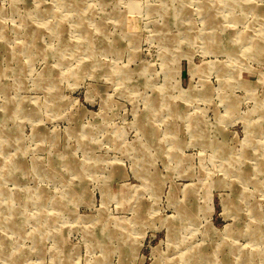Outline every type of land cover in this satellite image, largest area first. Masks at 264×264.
Wrapping results in <instances>:
<instances>
[{"label":"rangeland","instance_id":"obj_1","mask_svg":"<svg viewBox=\"0 0 264 264\" xmlns=\"http://www.w3.org/2000/svg\"><path fill=\"white\" fill-rule=\"evenodd\" d=\"M0 264H264V0H0Z\"/></svg>","mask_w":264,"mask_h":264},{"label":"bare ground","instance_id":"obj_2","mask_svg":"<svg viewBox=\"0 0 264 264\" xmlns=\"http://www.w3.org/2000/svg\"><path fill=\"white\" fill-rule=\"evenodd\" d=\"M9 220V219H8Z\"/></svg>","mask_w":264,"mask_h":264}]
</instances>
